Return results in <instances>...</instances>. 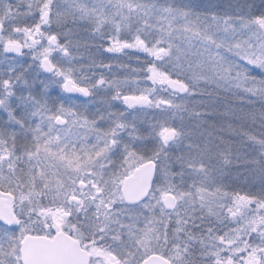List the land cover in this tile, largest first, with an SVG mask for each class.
Returning a JSON list of instances; mask_svg holds the SVG:
<instances>
[{
    "label": "snow or ice",
    "instance_id": "1",
    "mask_svg": "<svg viewBox=\"0 0 264 264\" xmlns=\"http://www.w3.org/2000/svg\"><path fill=\"white\" fill-rule=\"evenodd\" d=\"M0 264H264V0H0Z\"/></svg>",
    "mask_w": 264,
    "mask_h": 264
},
{
    "label": "rangeland",
    "instance_id": "2",
    "mask_svg": "<svg viewBox=\"0 0 264 264\" xmlns=\"http://www.w3.org/2000/svg\"><path fill=\"white\" fill-rule=\"evenodd\" d=\"M123 59V58H122ZM132 63V62H131ZM133 65V63H132ZM162 95H166L164 93H162ZM259 108V104L257 103L256 105V108ZM147 119L151 120L152 117L151 116H147ZM247 184L251 185L252 187L256 186V192L255 193H258L260 191V187H259V183L258 181L256 182H252V184L250 183H246L245 181L243 180H238V179H235V173H234V179H233V182L231 183V186L236 190V191H239L241 192V194H245V193H242L245 191V187L247 186Z\"/></svg>",
    "mask_w": 264,
    "mask_h": 264
},
{
    "label": "trees",
    "instance_id": "3",
    "mask_svg": "<svg viewBox=\"0 0 264 264\" xmlns=\"http://www.w3.org/2000/svg\"><path fill=\"white\" fill-rule=\"evenodd\" d=\"M132 63H133V67H135L136 66V61H132ZM100 71H103V69H98L97 70V72H100ZM257 110H259V108H258V106H257ZM250 184H252V183H250ZM249 192H251V193H255L256 192V186H254V187H252L251 185H249V184H247V186L245 187V191L244 192H242V193H249Z\"/></svg>",
    "mask_w": 264,
    "mask_h": 264
},
{
    "label": "flooded vegetation",
    "instance_id": "4",
    "mask_svg": "<svg viewBox=\"0 0 264 264\" xmlns=\"http://www.w3.org/2000/svg\"><path fill=\"white\" fill-rule=\"evenodd\" d=\"M103 71H106V70H103Z\"/></svg>",
    "mask_w": 264,
    "mask_h": 264
}]
</instances>
